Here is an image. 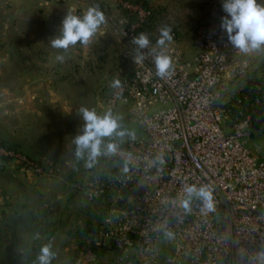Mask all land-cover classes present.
Returning a JSON list of instances; mask_svg holds the SVG:
<instances>
[{
	"label": "built area",
	"instance_id": "built-area-1",
	"mask_svg": "<svg viewBox=\"0 0 264 264\" xmlns=\"http://www.w3.org/2000/svg\"><path fill=\"white\" fill-rule=\"evenodd\" d=\"M119 7L124 19L115 27L135 64L117 79L120 86L112 83L104 101L113 116L125 112L140 133L104 137L103 146H118L116 154L101 155L112 169L70 185L87 202L108 200L86 239L85 258L98 247L110 248L115 264H264V156L248 146L252 133L264 131V80L252 88L250 112L235 113L245 85L228 100L223 92L252 63L229 41L222 19L192 36L187 55L178 45L150 42L138 49L133 38L152 8L129 0ZM161 53L172 60L163 77L155 63ZM0 157L31 177L45 173L41 161L19 150L0 146ZM191 185L212 191L214 211L198 197L189 210L183 207Z\"/></svg>",
	"mask_w": 264,
	"mask_h": 264
},
{
	"label": "rangeland",
	"instance_id": "rangeland-1",
	"mask_svg": "<svg viewBox=\"0 0 264 264\" xmlns=\"http://www.w3.org/2000/svg\"><path fill=\"white\" fill-rule=\"evenodd\" d=\"M48 1L67 6L74 4L75 8H77L75 11H80V9L86 11L85 2L89 0H75L76 2L74 0H66L64 2ZM151 8L153 17L147 21L140 32L147 35L149 41L154 43V41L159 40L160 30L167 26V22L164 16L159 18L161 14L157 12L158 9L156 7L151 6ZM215 19H201L195 25L197 26L196 31L203 29ZM170 30L173 38L176 31L174 28H170ZM192 36L185 33L182 39L185 42L191 41ZM116 38L114 39L110 35L107 37L96 32L88 44H82L77 41L75 45L64 49L65 64L59 68L52 66L51 61V65L47 70L49 75L46 81L54 95L59 98L52 102L43 100L41 114H35L34 117L30 116L27 126L25 117L19 126L17 117L20 112L13 111V67L7 61H5L7 65L1 67V76L6 79V82L0 84V87L6 89L8 94L2 93L3 96L0 98V140L4 141L12 149L19 150L31 157L39 154H45L49 157L48 161L47 159H41V157H35L45 166L44 175L38 176L35 178L37 180L36 183L29 185L20 181L18 187H21L24 192L31 193H27L30 198L28 204L30 202L46 204L49 210L46 211V214H49L50 217L49 220H45L43 217L45 213L40 211H33V214L29 215L24 214L25 212L21 213V217L34 221L35 225L32 229L29 226L28 230H26L25 224L19 227L18 233L21 236V240L16 238L15 234L17 231L13 230L15 220L11 225H8L4 212L14 213L13 210L16 209L13 206V201H11V199L13 200V186H15L13 173L24 171L14 161H1L0 264L39 263L38 257L41 248L49 243L51 244V250L55 248V250L59 251L68 250L74 251L76 254L83 253L85 251L84 242L88 238L89 233L100 225L107 210L108 200L101 198L95 202H87L84 196L76 192L70 185L86 180L92 172L106 174L112 169V166L106 164L101 156L96 158L95 163L91 167H88L86 165L87 154L83 158H77V145L74 141L84 131L85 121L80 109H94L99 116L109 112L105 101L102 99L105 98L113 81L130 72L133 68L130 65L122 67V61L118 57L126 54L127 48L122 40H116ZM112 45L116 46L117 49H113ZM168 45H178L185 54L191 50V46L186 45L185 47L166 41L164 46ZM262 58L264 57L260 56L257 60L259 61ZM262 63V65L251 64L249 72L253 68L257 70V74H260L262 67H264V61ZM248 73L243 78L227 82V88L223 92L224 100L233 97L240 87L245 85L249 76ZM15 102L22 106L26 101L24 99L14 100V105ZM102 106L105 107L102 109ZM114 117L118 118L120 125L118 131H124L125 135L120 137L114 133L110 138L123 140L127 137V132L130 130L140 133L138 126L129 120L125 112L120 111ZM16 122H18V126ZM248 146L251 150H258L259 154L264 156V131L252 133ZM70 173L72 176H69ZM34 192L39 195H35ZM66 201H69L76 210L78 208V212L69 213L65 224H62L60 228H55L53 223H56L59 216H61V211ZM25 202L26 200L23 202V207H26L24 205ZM27 208L29 207H26L28 211L30 208ZM51 230L55 231L53 234L57 232V235L49 237V239L44 237L45 232ZM72 238L75 240L73 241ZM47 240L49 242L46 243ZM99 251L108 252L107 249Z\"/></svg>",
	"mask_w": 264,
	"mask_h": 264
},
{
	"label": "crops",
	"instance_id": "crops-1",
	"mask_svg": "<svg viewBox=\"0 0 264 264\" xmlns=\"http://www.w3.org/2000/svg\"><path fill=\"white\" fill-rule=\"evenodd\" d=\"M119 1L120 0H89L85 2V13L90 7H96L104 13L105 23L100 25L97 30L98 34L107 37L110 35L114 39L117 36L116 40H122L127 48V53L122 54V56L118 58L122 61V67H127L129 65L133 67L135 58L129 51L124 40L117 33L115 27L116 23L124 19V12L119 7ZM147 2L150 7L153 6L158 9L157 12L161 14L159 18L164 16L167 22L166 27L175 29V36L169 42L180 44L185 47L186 45L190 47L191 41L188 40L185 42L182 39L184 34L193 35L195 25L199 23L201 19H223L225 17L231 19V16L225 12L223 7L227 0H147ZM256 2L258 5L264 6V0H256ZM75 7L74 4L67 6L54 4L48 0H0V84L6 82V79H3L1 76V67L6 66L7 64L5 61H7L9 65L13 67V111L20 112L17 117L19 126L22 123L21 121L24 120V117L27 126L30 116L34 117L35 114H41L43 110V100L52 102L59 98L54 95L47 84L46 79L49 75L47 70L51 65V61L52 66H57L58 68L65 64V52L62 48L52 47L51 41L63 35V21L68 15H74L77 9ZM154 43L157 44V41H154ZM112 47L113 49L116 48V46L113 45ZM188 53L189 52H187V55ZM248 55L252 64L262 65L264 58L259 61L257 58L260 56L264 57V45H262L260 49L249 51ZM58 57H63V59H58ZM256 71L257 70L252 68L251 72L248 73V78L258 75ZM243 86L240 87L239 90H241ZM0 91V98L3 96L2 93L8 94L7 90L4 88L0 87ZM23 99L26 101L24 105L20 106L16 102L14 105V100ZM102 100L104 101L105 98ZM104 107L102 106V109ZM106 107L109 110L107 105ZM16 123L18 126V122ZM39 155L34 156V158L41 157V159L49 160V157L45 154ZM69 176H72V174L70 173ZM13 178L15 186H13V200L11 199V201H13V206L16 207V209L13 210V212L16 213L15 227L13 230L17 231L15 234L16 238L20 239L21 236L18 233L19 227L25 224L26 230H28L29 226L32 229L35 225L34 221L21 217V213L25 212L24 214L29 215L33 214V211L44 212L45 216L43 217L45 220H49L50 215L46 214V211H49L46 204L41 202H30L28 204L30 199L28 195L31 193L24 192L21 187H18L20 181L25 182L26 185L36 183L37 180H35V178L37 177H31L22 171H16L13 173ZM34 194L39 195L37 192H34ZM25 200L26 202L24 205L30 208H27L29 209L28 211L26 207H23V202ZM73 211L78 212V208L76 210L69 201H66L61 211V216H59L56 223H53V226L55 228L62 227V224H65L67 220L68 214ZM4 213L6 215L8 212L5 211ZM54 232L53 230L47 231L44 237L47 239H49V237H54L57 235V232L53 234ZM72 240L74 241L75 239L72 238ZM47 242L49 241L47 240L46 243ZM85 249L86 240L84 242V250ZM101 249H107L108 252L99 251ZM51 251L55 253L51 260V264L114 263V254L110 248L93 247V258L91 260L85 258V251L79 254L68 250L59 251L55 250V248Z\"/></svg>",
	"mask_w": 264,
	"mask_h": 264
},
{
	"label": "clouds",
	"instance_id": "clouds-1",
	"mask_svg": "<svg viewBox=\"0 0 264 264\" xmlns=\"http://www.w3.org/2000/svg\"><path fill=\"white\" fill-rule=\"evenodd\" d=\"M223 7L225 12L231 16V19L223 18L221 24L228 33L229 41L244 53L260 49L264 45V6L258 5L256 0H227ZM103 23H105L104 13L96 7H90L82 18L68 15L63 21V35L51 41L52 47L68 49L77 41L88 44ZM160 32L157 44L163 47L166 41L172 39L171 30L168 27H163ZM132 42L138 49L146 48L150 43L148 36L143 33L134 37ZM142 58V56L138 57V59ZM58 59L62 60L63 57H58ZM155 63L157 75L163 77L170 74L172 60L169 56L163 53L158 54ZM113 86H120V81L114 80ZM80 111L85 124L83 134L78 135L74 141L77 145L76 156L79 159L87 154L86 165L91 167L97 157L111 156L118 151L116 143H108L103 146V138L111 137L114 133L123 137L125 132L118 131L120 128L118 118L114 117L110 111L103 116H99L94 109L81 108ZM129 135L134 138V133H129ZM161 163H163L162 160ZM124 170H128L127 164H125ZM184 191L186 199L183 202V207L186 210H189L193 197H198L203 199L207 210L214 211L212 191L209 188L206 186L197 188L195 185H191L186 186ZM54 255L50 243L42 246L38 257L39 264H51Z\"/></svg>",
	"mask_w": 264,
	"mask_h": 264
},
{
	"label": "trees",
	"instance_id": "trees-1",
	"mask_svg": "<svg viewBox=\"0 0 264 264\" xmlns=\"http://www.w3.org/2000/svg\"><path fill=\"white\" fill-rule=\"evenodd\" d=\"M131 2H138L140 4H142L144 7H148V2L147 0H129ZM196 27L194 28V34L197 32L196 31ZM193 34V35H194ZM262 74L261 76H258V75H254L253 77L251 78H248L246 80V83H245V87L244 89L240 92L239 94V97H238V102H237V106L238 108L237 109H234V112L237 113L238 110H242V111H245V112H250V104H251V100H252V97H253V91H252V88H254V86L259 83L262 80H264V68L261 70V73ZM261 78V79H260ZM246 94L247 95V99H243V95ZM0 146H3L5 148H12V147H9L4 141H1L0 140ZM8 161L7 159L5 158H2L0 157V162L1 161Z\"/></svg>",
	"mask_w": 264,
	"mask_h": 264
},
{
	"label": "water",
	"instance_id": "water-1",
	"mask_svg": "<svg viewBox=\"0 0 264 264\" xmlns=\"http://www.w3.org/2000/svg\"><path fill=\"white\" fill-rule=\"evenodd\" d=\"M198 207H199V201H197V203L195 204L194 208H198ZM5 219H6V223L8 225H11L14 222V220H15V213L6 214Z\"/></svg>",
	"mask_w": 264,
	"mask_h": 264
}]
</instances>
